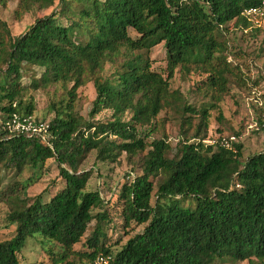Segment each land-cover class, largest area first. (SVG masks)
I'll return each instance as SVG.
<instances>
[{
    "label": "trees",
    "instance_id": "trees-1",
    "mask_svg": "<svg viewBox=\"0 0 264 264\" xmlns=\"http://www.w3.org/2000/svg\"><path fill=\"white\" fill-rule=\"evenodd\" d=\"M261 1L18 0L17 21L53 9L19 36L0 18V173L20 178L29 171L39 179L53 160L59 183L53 194L44 190L47 199L28 202L16 185L4 193L0 177V203L9 205L6 223L14 228L12 238L0 242V264H20L35 236L60 252L32 264H94L100 257L109 264H264V152L242 163L238 137L234 153L218 143L229 135L209 130L211 112L221 122L219 104L246 82L241 66L224 56L230 37H261L264 47V33L244 34L249 24L242 17ZM159 45L166 76L149 59ZM107 65L112 72L105 76ZM176 72L202 76L195 92L209 101L190 103L171 89ZM89 83L95 99L85 119L75 104ZM51 89L52 118H33L35 96H49ZM255 105L261 125L264 101ZM103 112L110 117L97 120ZM13 115L44 124L51 148L13 131ZM169 118L177 123V144L165 134L148 143ZM91 155L101 164L125 156L131 166V178L106 199L103 184L87 190L91 171L81 167ZM109 208L123 229L134 224L142 232L121 246L107 245Z\"/></svg>",
    "mask_w": 264,
    "mask_h": 264
},
{
    "label": "rangeland",
    "instance_id": "rangeland-1",
    "mask_svg": "<svg viewBox=\"0 0 264 264\" xmlns=\"http://www.w3.org/2000/svg\"><path fill=\"white\" fill-rule=\"evenodd\" d=\"M57 1V0H56ZM69 1V0H67ZM4 6L0 5V18L6 22L11 29L13 36L22 34L36 19L49 15L53 10L48 9L44 12H33L25 15L20 21L14 19V12L18 6V0H4ZM55 8V7H54ZM133 37V33H131ZM227 54V55H226ZM227 60L238 64L242 68V74L245 78V86L233 87L228 96L219 104L222 121L218 122L216 111L211 112V122L209 130L211 132L221 131L223 135H236L240 144L242 145L241 162L244 163L249 157L264 152V129L258 132H250L248 130L249 124L257 122L256 105L252 101L254 99L264 101V47L261 44V37L243 39L240 33H236L230 37L228 51L224 54ZM149 59L152 62V69L158 73L166 76V61L165 51L162 45L155 47L149 54ZM112 72V67L107 65L105 67V76ZM203 77L192 73L187 75L185 73L176 72L174 77L170 80V86L173 90H179L187 98L190 103L201 104L209 101L208 97L195 92L196 85L203 81ZM24 84L28 83L27 78L23 80ZM49 96L38 93L35 96V112L33 118L49 121L53 114L49 111V98L52 96V91ZM61 91V90H60ZM62 92V91H61ZM256 93V98L252 95ZM60 94V92H58ZM95 99V90L92 83L86 84L77 91V101L75 107L78 113L85 119L92 108V102ZM110 117L109 112H103L96 119L104 120ZM161 134H165L169 140V144L174 147L177 144L178 128L175 120L169 118L165 121L164 129L159 133L153 134L147 142L160 139ZM94 155H91L84 165L81 167L82 171H91L88 191H97L99 184H103L105 191H102L103 198L106 199L111 190L116 186L127 182V176L130 177L131 166L127 164L125 156H122L115 164H101L96 163ZM135 175V174H134ZM0 177H4L1 188L6 194L7 191L16 185L22 199L32 202L37 196L42 195V198L47 199L44 190L49 189L50 193L57 191L56 186H59L58 170L55 162L49 160L44 165V172L41 177L32 176L29 171L24 172L20 178H15L13 173H0ZM131 178V177H130ZM24 190H23V189ZM4 198H2L3 200ZM9 210V205L4 201L0 203V242L8 241L14 235V228L6 223V216ZM111 223L104 228L107 235L106 244L123 245L128 238L142 232L141 226L131 225L129 229H123L121 221L119 220L118 212L115 208H109ZM92 227L89 228V232ZM126 232V233H125ZM116 249V248H114ZM60 252L58 246L53 243L44 241L37 236L29 238L24 248L22 249L19 260L20 264H32L40 261H45L48 258V252ZM75 251H81L79 246L75 247ZM76 263H79V258H73ZM211 264H249L248 262L233 263L227 261H220L215 259Z\"/></svg>",
    "mask_w": 264,
    "mask_h": 264
},
{
    "label": "built area",
    "instance_id": "built-area-1",
    "mask_svg": "<svg viewBox=\"0 0 264 264\" xmlns=\"http://www.w3.org/2000/svg\"><path fill=\"white\" fill-rule=\"evenodd\" d=\"M242 17L249 24V27L244 31V34H253L257 32L264 33V0L256 6L243 10ZM252 95L255 97L256 93L252 92ZM252 101L258 106H262V102L260 100L254 99ZM9 127L18 134L26 135L31 138L36 137L51 148L48 143L46 126L41 123H36L33 118H19L18 116L13 115ZM261 127H264V120L261 125L258 122L249 124L248 130L259 131ZM237 142V138L234 135H230L225 138H221L218 143L222 149L235 153L232 148V144H236ZM207 143L214 144V141H208ZM94 264H109V258H97Z\"/></svg>",
    "mask_w": 264,
    "mask_h": 264
}]
</instances>
